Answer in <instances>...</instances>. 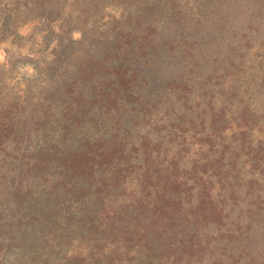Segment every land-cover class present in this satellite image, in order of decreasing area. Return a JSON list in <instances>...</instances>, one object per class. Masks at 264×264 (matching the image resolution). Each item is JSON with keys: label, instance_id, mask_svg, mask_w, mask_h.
<instances>
[{"label": "trees", "instance_id": "trees-1", "mask_svg": "<svg viewBox=\"0 0 264 264\" xmlns=\"http://www.w3.org/2000/svg\"><path fill=\"white\" fill-rule=\"evenodd\" d=\"M263 1L30 0L56 21L0 46V264H264Z\"/></svg>", "mask_w": 264, "mask_h": 264}, {"label": "rangeland", "instance_id": "rangeland-1", "mask_svg": "<svg viewBox=\"0 0 264 264\" xmlns=\"http://www.w3.org/2000/svg\"><path fill=\"white\" fill-rule=\"evenodd\" d=\"M251 7L255 8L253 5ZM239 11V23H249L245 19L252 17L253 12H247L242 7ZM258 12L264 15V1L262 2L261 11ZM55 19L56 17H51L50 14L46 15V12H41L38 8H35L30 0H0V46L26 49L44 47L42 44L46 41L47 37L44 28H46L45 26L49 27L51 23H55ZM259 19L263 21L262 25L264 26V16L259 17ZM70 35L71 38L76 39L79 36V32L74 28ZM256 35L261 34H252L254 37L251 40L255 43L251 44L252 46L264 41L263 37ZM242 39L240 40L241 47H249L245 38ZM38 68L33 62L17 60L14 63L16 72L23 79L29 80L35 87L43 85L46 79L52 77L56 71L53 68V70H46L48 73H45V70L39 71ZM259 202L261 203L257 204V206L260 204V207L258 206L259 210L255 222L258 224L257 235L260 239L257 243L260 248L264 246V190H262V197Z\"/></svg>", "mask_w": 264, "mask_h": 264}]
</instances>
